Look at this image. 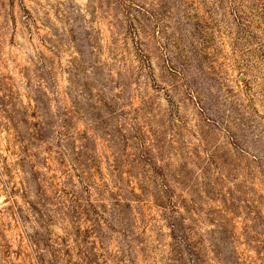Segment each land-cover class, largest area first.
Segmentation results:
<instances>
[{
    "label": "rangeland",
    "instance_id": "obj_1",
    "mask_svg": "<svg viewBox=\"0 0 264 264\" xmlns=\"http://www.w3.org/2000/svg\"><path fill=\"white\" fill-rule=\"evenodd\" d=\"M0 264H264V0H0Z\"/></svg>",
    "mask_w": 264,
    "mask_h": 264
}]
</instances>
